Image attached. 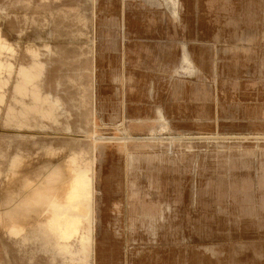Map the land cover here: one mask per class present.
<instances>
[{
  "label": "rangeland",
  "instance_id": "374dc122",
  "mask_svg": "<svg viewBox=\"0 0 264 264\" xmlns=\"http://www.w3.org/2000/svg\"><path fill=\"white\" fill-rule=\"evenodd\" d=\"M169 1L0 0V37L14 49L2 54L12 72L0 191L14 155L83 149L88 264H264V0ZM28 46L56 116L18 125L5 115L21 107L13 87ZM47 254L0 225V264H60Z\"/></svg>",
  "mask_w": 264,
  "mask_h": 264
},
{
  "label": "bare ground",
  "instance_id": "6f19581e",
  "mask_svg": "<svg viewBox=\"0 0 264 264\" xmlns=\"http://www.w3.org/2000/svg\"><path fill=\"white\" fill-rule=\"evenodd\" d=\"M171 8H169L171 13L176 15V7L174 10ZM13 51L12 45L0 37V103L4 97V87L12 72L11 63L8 59L2 58V54L13 56ZM27 51L32 61L29 65L19 67L13 87V100L19 102L21 107L16 110L14 106L9 105L5 115L6 121H14L18 125H27V115L32 113L38 114L41 118H55L56 116V100L48 94H43L40 89L39 79L42 74V65L37 59L38 50L33 46H28ZM181 61L182 70L189 73L194 71L184 46ZM25 97L29 98V103L24 101ZM51 155H58L65 166L68 176L66 198L77 200L79 203L73 208V214H54L46 221L53 239L48 245H37L38 249L48 253L50 262L88 264L91 262L94 252V179L90 159L83 149H70V151L63 152L47 147L44 156ZM36 161L22 155H14L9 162L2 191L14 185L18 181V177L30 172ZM0 225L4 226L8 234H18V228L20 231L29 229L31 221L4 225L3 210H0Z\"/></svg>",
  "mask_w": 264,
  "mask_h": 264
},
{
  "label": "clouds",
  "instance_id": "9594fccd",
  "mask_svg": "<svg viewBox=\"0 0 264 264\" xmlns=\"http://www.w3.org/2000/svg\"><path fill=\"white\" fill-rule=\"evenodd\" d=\"M39 178V179H37ZM68 176L58 155L37 158L32 170L18 177V181L0 191V210L4 225L31 221L25 231L9 233L20 248L48 245L53 237L46 221L54 214H73L79 201L67 199Z\"/></svg>",
  "mask_w": 264,
  "mask_h": 264
},
{
  "label": "crops",
  "instance_id": "0c3cea01",
  "mask_svg": "<svg viewBox=\"0 0 264 264\" xmlns=\"http://www.w3.org/2000/svg\"><path fill=\"white\" fill-rule=\"evenodd\" d=\"M169 1V0H168ZM169 3H170V1H169ZM175 7V6H174ZM174 10V9H173ZM190 58V57H189ZM190 61H191V59H190ZM191 63H192V61H191ZM181 66H182V61H181ZM180 66V68L182 69V67ZM192 67L194 68V65H193V63H192ZM194 71H195V69H194ZM158 113H159V118L160 119H163V116H162V114H161V112H160V110L158 111Z\"/></svg>",
  "mask_w": 264,
  "mask_h": 264
}]
</instances>
